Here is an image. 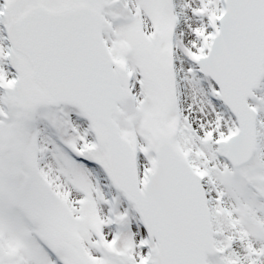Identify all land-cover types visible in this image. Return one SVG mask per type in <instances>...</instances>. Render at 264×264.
<instances>
[{
    "label": "snow or ice",
    "instance_id": "1",
    "mask_svg": "<svg viewBox=\"0 0 264 264\" xmlns=\"http://www.w3.org/2000/svg\"><path fill=\"white\" fill-rule=\"evenodd\" d=\"M0 264H264V0H0Z\"/></svg>",
    "mask_w": 264,
    "mask_h": 264
}]
</instances>
